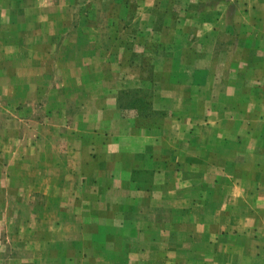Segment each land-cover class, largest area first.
<instances>
[{
	"label": "crops",
	"instance_id": "1",
	"mask_svg": "<svg viewBox=\"0 0 264 264\" xmlns=\"http://www.w3.org/2000/svg\"><path fill=\"white\" fill-rule=\"evenodd\" d=\"M16 1L0 0V14ZM233 4L231 18L230 2L183 18L191 27L153 60L146 103H123L122 81L110 91L82 76L68 92L55 80L62 107L33 146L19 142L18 155L36 156L32 175L9 186L0 166V250L21 252L27 229L49 238L32 235L31 254L0 251V264H264V0ZM43 81L35 72V96ZM8 207L33 210L15 236L2 234Z\"/></svg>",
	"mask_w": 264,
	"mask_h": 264
},
{
	"label": "rangeland",
	"instance_id": "2",
	"mask_svg": "<svg viewBox=\"0 0 264 264\" xmlns=\"http://www.w3.org/2000/svg\"><path fill=\"white\" fill-rule=\"evenodd\" d=\"M226 2H230L228 18H231L237 13L233 0H23L24 4L16 1L6 6L7 12L4 9L0 14V29L9 32L3 41L13 47V51L3 54L0 60V166L8 165L11 173H8L10 180L4 183L16 187V174L33 173L27 171L34 168L36 156L33 150L18 155L19 142L33 146L38 137L35 128L49 123L50 108L62 107V101L56 100L55 80L67 79L69 85L65 90L68 92L75 91L73 79L82 76L96 83L98 78L105 77L110 91L117 81H122L121 84L127 86L122 91L123 103L135 96L146 103L153 60L161 55L162 47L170 44L175 29L191 27L183 18L209 13L217 6L222 12ZM19 30L26 31L25 36H18ZM50 32H57V36ZM39 70L44 81L40 88L37 86L39 92L35 96L32 82L34 73ZM22 74L27 80L23 85L18 77ZM135 79L145 81L146 87L141 91L132 88L131 85L139 84L134 83ZM5 124L9 127L3 130ZM32 213L31 208L17 210L14 207L9 211L8 207L4 215L10 227L3 231V236L17 235L21 217L28 222ZM47 230L27 229L28 233L23 236L28 238L24 236L26 242L20 251L26 255L33 253L36 247L32 235L49 238ZM1 252L5 255L21 253L8 243Z\"/></svg>",
	"mask_w": 264,
	"mask_h": 264
},
{
	"label": "trees",
	"instance_id": "3",
	"mask_svg": "<svg viewBox=\"0 0 264 264\" xmlns=\"http://www.w3.org/2000/svg\"><path fill=\"white\" fill-rule=\"evenodd\" d=\"M134 105V103H132Z\"/></svg>",
	"mask_w": 264,
	"mask_h": 264
}]
</instances>
